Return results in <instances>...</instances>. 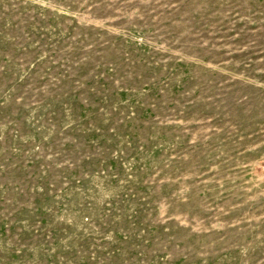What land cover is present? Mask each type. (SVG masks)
Returning a JSON list of instances; mask_svg holds the SVG:
<instances>
[{
	"label": "rangeland",
	"instance_id": "1",
	"mask_svg": "<svg viewBox=\"0 0 264 264\" xmlns=\"http://www.w3.org/2000/svg\"><path fill=\"white\" fill-rule=\"evenodd\" d=\"M0 264H264V0H0Z\"/></svg>",
	"mask_w": 264,
	"mask_h": 264
}]
</instances>
